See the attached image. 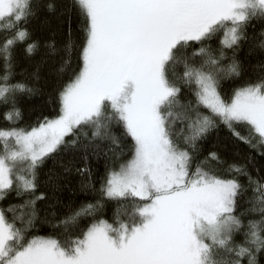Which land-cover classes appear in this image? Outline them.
Here are the masks:
<instances>
[{
    "label": "snow or ice",
    "instance_id": "snow-or-ice-1",
    "mask_svg": "<svg viewBox=\"0 0 264 264\" xmlns=\"http://www.w3.org/2000/svg\"><path fill=\"white\" fill-rule=\"evenodd\" d=\"M55 8L0 0V202L19 201L0 207V264H264V0H70L41 45L32 22ZM48 86L56 114L20 127ZM221 125L233 155H202ZM72 176L92 194L77 207L58 196ZM38 203L63 240L31 235Z\"/></svg>",
    "mask_w": 264,
    "mask_h": 264
},
{
    "label": "trees",
    "instance_id": "trees-1",
    "mask_svg": "<svg viewBox=\"0 0 264 264\" xmlns=\"http://www.w3.org/2000/svg\"><path fill=\"white\" fill-rule=\"evenodd\" d=\"M51 2L56 5L55 11L49 12L47 9H43L40 13V18L38 20H34L32 22L31 27L35 31L36 37L41 40V45L43 42L55 33V39L59 40L62 37V34L66 30L65 17L61 15L65 6L70 3V0H45V3ZM47 23H44V21ZM77 19L73 16V28L77 27ZM260 25L257 24V31L259 30ZM251 32L252 30L249 29ZM213 47L218 46V38L213 39L211 41ZM45 49L43 46L39 49V51L31 58V60H27L23 57L22 53L17 54V67L16 72H21L24 68H28L31 70L32 65L39 62L41 60L42 55L44 54ZM248 45H245L243 50L239 53L241 60H244L247 63L255 64L258 57H248L247 55ZM51 70V65L46 64L41 68L42 77H46L51 81V77L48 75ZM43 83V80L41 81ZM51 92V87L48 86L45 88L43 94L35 96L30 100L26 99L20 106L23 111V119L19 122L20 127H26L28 125L35 124L38 118L43 116H54L56 111H58L57 101L55 95H49ZM4 109L0 108V128L8 127L9 124L3 119ZM119 132V129L116 130ZM235 144L234 138L231 136V133L221 125L218 131L212 132L207 140H205L202 144L203 153L202 155L207 154L209 150L216 149L220 152L222 156L225 158H231L233 155L232 148ZM225 145H228V149H225ZM241 148H245L243 144L240 145ZM259 159V158H258ZM51 161H49L45 166L40 170V179L43 182L46 179V173L48 169L51 167ZM93 169L96 172L97 177L104 174V160L101 159L99 161H92ZM79 177L72 176L70 178V182L66 183L63 189L58 193V196L64 203H71L73 207L79 206L82 202L86 200L92 199V194L89 193L85 195L79 191L78 185ZM43 186V184H42ZM99 187V183H97V188ZM19 201L15 200L14 196L9 197L7 200L0 202V207H6L9 203H18ZM38 207L41 209V222H38L35 228L32 230L31 235L36 236H53L60 240L64 239V236L53 229V227L49 223H44L43 217L45 215L44 209L46 205L44 203H38ZM116 208L115 201H107L105 205V211L102 214L101 218L108 220L109 222L113 221V211ZM59 213H63L66 211L64 208L57 209ZM91 222V218H84L80 227L83 228L86 224ZM239 239V237H237Z\"/></svg>",
    "mask_w": 264,
    "mask_h": 264
}]
</instances>
